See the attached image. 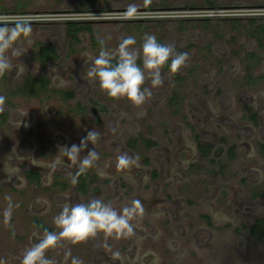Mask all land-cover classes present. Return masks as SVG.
<instances>
[{
  "label": "rangeland",
  "instance_id": "1",
  "mask_svg": "<svg viewBox=\"0 0 264 264\" xmlns=\"http://www.w3.org/2000/svg\"><path fill=\"white\" fill-rule=\"evenodd\" d=\"M208 1L219 9H209ZM130 5L135 15H126ZM258 16L264 0H0V18L27 20L32 29L16 44L26 52L19 58L9 52L23 71L0 77L6 98L0 114L7 115L0 128V264H20L45 232L38 220L58 232L53 219L66 202L97 198L117 210L140 200L145 214L134 222L135 234L63 240L46 253L55 264H73V258L80 264H264V241L249 232L264 218V78L248 82L249 74L264 77V52L230 21ZM214 17L222 21H205ZM69 21L87 23L92 33H81L74 44L64 25ZM146 34L189 60L175 74L165 66L164 83L143 106L111 99L98 81L86 79L87 55L102 46L94 38L114 50L132 36L139 49ZM38 43H53L60 59L42 67ZM30 76L48 78V90L40 98L11 96ZM67 92L75 96L69 100ZM93 130L100 138L81 156L95 147L99 159L87 172L97 181L83 196L76 192L80 173L60 148L79 145ZM198 139L212 146L225 139L237 157L225 154L222 172L201 156ZM144 140L157 146L148 150ZM122 153L136 163L118 171ZM57 156L63 165H55ZM28 171L41 182L32 184Z\"/></svg>",
  "mask_w": 264,
  "mask_h": 264
},
{
  "label": "clouds",
  "instance_id": "2",
  "mask_svg": "<svg viewBox=\"0 0 264 264\" xmlns=\"http://www.w3.org/2000/svg\"><path fill=\"white\" fill-rule=\"evenodd\" d=\"M135 6L130 5L126 15H135ZM31 25L27 20L8 21L0 18V77L10 73L13 68L17 74L23 71L13 65L11 56L19 58L26 51L16 47L21 38L31 34ZM98 55H87L86 62L89 68L86 73L88 81H98L100 89L114 100L127 99L134 107L140 108L153 96L151 89L158 88L164 83L162 69L167 65L171 74L178 73L187 66L189 55L186 52H176L174 46L160 43L154 34H146L141 47L138 49L136 39L132 36L122 37L117 48L108 50L104 41H101ZM142 60V66L138 64ZM151 82V88L144 87L145 82ZM5 97L0 96V106L5 103ZM27 115V114H26ZM100 133L96 130L89 131L82 138L79 145L73 144L70 148L63 147V157L71 165L76 166L79 173L91 169L99 159L95 147L81 156L88 143L96 145ZM59 149V150H60ZM59 152V151H58ZM61 156L55 159V165H63ZM136 160L127 153L117 157L118 171L132 167ZM75 183V181H73ZM12 206L9 205L5 214V223H9ZM145 208L142 202L134 199L117 210L112 203L102 199H92L87 203L66 202L62 210L53 219L58 232L45 231L38 243L25 249L20 264H55L46 255L48 250L57 247L61 241L69 240L73 244L95 238L99 233L105 237L116 239L129 238L135 234V221L143 218ZM73 264H80L73 258Z\"/></svg>",
  "mask_w": 264,
  "mask_h": 264
},
{
  "label": "trees",
  "instance_id": "3",
  "mask_svg": "<svg viewBox=\"0 0 264 264\" xmlns=\"http://www.w3.org/2000/svg\"><path fill=\"white\" fill-rule=\"evenodd\" d=\"M209 9L218 10L219 6H217L214 2L208 1ZM233 20V19H232ZM231 23L235 26L236 29L246 32L249 37L255 40L259 46V48L264 52V16H258L255 18L246 19H234ZM206 22H219L222 21L220 18H209L205 20ZM246 24V25H244ZM66 26V30L68 35L72 38L73 43H79V35L85 31L92 33V30L87 25V23L83 22H75L69 21L64 23ZM93 42L96 46H101V43L97 41L95 38ZM38 60L42 67H47L50 63H53L60 59L59 50L53 43H38ZM251 59L256 60L258 56L254 53L248 54ZM166 70H169L168 66L166 65ZM264 77L258 78L249 74L248 82L250 85L255 83L259 79H263ZM176 79L180 80V77H176ZM51 81L46 77H28L22 86L19 88L11 91V96L13 97H28V98H40L44 92L48 90ZM59 93V92H57ZM62 94V93H61ZM63 96L67 99H72L75 95L74 92H67L64 93ZM83 109V108H82ZM253 121L257 124L258 120L257 117L252 118ZM7 122V115L0 114V128L5 125ZM144 144L148 150L155 148L157 145L155 142L151 140H144ZM130 146L135 149L137 147V142H131ZM198 151L201 156L206 159L210 160L215 166H221L220 170L223 172L222 166V157L227 154L230 161L235 160L237 157L236 147L235 146H228L227 140L223 139L221 143L218 145H207L198 139L197 142ZM264 149V146H261ZM28 180L32 184H38L41 182V176L39 173L34 171H28L26 173ZM58 176V175H57ZM97 181L96 175H90L88 172L80 173L77 177V188L76 192L80 195H87L89 193L90 185L94 184ZM206 218V217H205ZM208 223L211 225L210 218H206ZM37 227L42 231H48L45 225L38 220ZM250 236L256 240L263 242L264 241V218L257 220L253 226L249 230Z\"/></svg>",
  "mask_w": 264,
  "mask_h": 264
}]
</instances>
